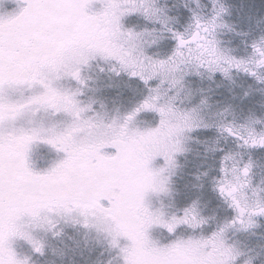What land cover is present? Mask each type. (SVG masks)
Instances as JSON below:
<instances>
[{"label":"snow or ice","instance_id":"6c2138e0","mask_svg":"<svg viewBox=\"0 0 264 264\" xmlns=\"http://www.w3.org/2000/svg\"><path fill=\"white\" fill-rule=\"evenodd\" d=\"M8 2L15 7L0 10V264H30L29 257L17 251L21 241L43 255L44 242L35 233L52 231L59 220L103 234L120 264H236L240 253L227 243L226 233L237 225L253 228V218L264 216V198L259 197L264 189H252L255 199L247 195L251 165L229 169L234 157L222 158L216 190L235 213L231 221L207 236L161 243L152 237L156 228L174 237L180 226L195 232L206 223L195 202L182 216L169 219L163 207L153 208L149 199L169 193L182 138L200 127L196 109L181 112L171 103L158 104V84L122 120L105 123L99 114L88 115L91 104L83 105L78 98L83 94L80 87L71 90L61 82L83 85L82 71L97 59L114 61L145 86L158 78L163 84L173 74L175 87L183 80L175 74L185 64L225 77L231 70L242 71L264 82L259 75L264 69V36L251 44L249 59L223 52L216 30H231L223 20L228 10L211 0L210 17L203 20L194 13L190 33L167 29L175 48L167 59H153L138 44L142 34L123 24L134 13L166 24L149 0ZM4 3L0 0V7ZM148 111L159 116L157 126L133 127ZM42 113L58 119L46 123L37 119ZM252 123L258 121L217 130L240 141V147L264 149V130L257 131ZM38 142L58 156L42 169L31 159ZM158 159L162 165L154 167Z\"/></svg>","mask_w":264,"mask_h":264},{"label":"rangeland","instance_id":"374dc122","mask_svg":"<svg viewBox=\"0 0 264 264\" xmlns=\"http://www.w3.org/2000/svg\"><path fill=\"white\" fill-rule=\"evenodd\" d=\"M149 2L161 10L157 15L166 24L149 20L140 13L126 16L123 24L126 29L142 34L138 44L153 59H167L175 48L176 42L167 29L190 33L195 23L193 14L207 20L212 9L211 0ZM218 2L227 8L228 14L223 20L231 28L216 30L219 48L238 59H249L251 44L264 36V0ZM14 7L13 3L5 0L0 10L10 11ZM114 67L116 71H113ZM175 75L183 76L182 82L175 87L171 86L173 74H169L163 84L158 78L145 86L138 78L120 70L114 61L97 59L82 71L83 85L71 80L61 82L63 87L71 90L80 87L83 94L78 98L83 105L91 104L92 111L88 115L99 114L105 123L113 118L122 120L151 95L149 88L158 84V104L171 103L181 112L196 109V122L200 127L186 132L182 138L183 151L176 156L177 166L170 173L169 193L153 195L149 199L153 208L163 207L169 219L173 215L182 216L183 210L195 202L197 212L206 223L195 232L180 226L174 237L165 229L156 228L152 237L161 243L172 238L207 236L231 221L235 213L216 190V181L221 177V161L226 154L234 157L228 162L229 169L233 165L237 168L251 165V187L246 190L250 199L256 198L252 189H264V153L259 155L256 149L240 147V141L217 130L227 126L238 129L241 125L257 121L251 126L257 131L264 130V82L242 71L231 70L227 77L220 73L211 74L204 68L196 69L193 64L182 65ZM259 75L264 78V69L259 71ZM37 119L51 123L58 118L42 113ZM158 123L159 116L148 111L142 112L132 126L147 129L156 127ZM204 125L211 127L205 128ZM57 158V153L47 144L38 142L32 147L31 159L37 168L48 167ZM161 165L159 159L154 162V167ZM259 197L264 198V191L259 192ZM253 219L255 227L245 230L237 225L226 233L227 243L240 253L236 264H264V216ZM35 235L44 242L43 255L33 253L22 241L16 245L21 256L29 257L30 264H120L117 251L109 247L103 234L79 224L59 220L52 231H37Z\"/></svg>","mask_w":264,"mask_h":264},{"label":"flooded vegetation","instance_id":"af4514ba","mask_svg":"<svg viewBox=\"0 0 264 264\" xmlns=\"http://www.w3.org/2000/svg\"><path fill=\"white\" fill-rule=\"evenodd\" d=\"M259 153V155H262L263 153H264V149H259V150H257Z\"/></svg>","mask_w":264,"mask_h":264}]
</instances>
